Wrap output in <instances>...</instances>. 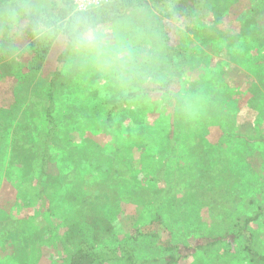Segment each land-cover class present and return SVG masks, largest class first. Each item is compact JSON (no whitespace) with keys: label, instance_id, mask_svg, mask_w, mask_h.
I'll return each mask as SVG.
<instances>
[{"label":"rangeland","instance_id":"1","mask_svg":"<svg viewBox=\"0 0 264 264\" xmlns=\"http://www.w3.org/2000/svg\"><path fill=\"white\" fill-rule=\"evenodd\" d=\"M211 2L215 5L220 26H232L236 34L227 42L209 40L197 32L186 46L190 66H197L196 76L202 82L199 113L194 119L175 121L165 119L155 110L129 107L119 109L113 121L107 123L105 116L97 119L92 114L85 116L82 111V103L90 111L113 102L103 87L70 81L86 94V101L74 99V106L67 100L65 92L63 95L64 85L60 83L58 87L57 114L70 117L69 121L64 120L66 127H62L66 136L67 132L70 133V140L79 145L89 138L103 145L115 142L118 147L130 148L128 161L134 164V169L138 165L144 166V156L152 158L149 176L161 180L158 185L152 180L145 184L144 198L139 196V203H135L122 194L125 186L130 187L128 180L126 184L124 181L118 183V189L114 190V184L98 173V166L84 165L73 189L77 190L76 186L82 184V195L88 193L95 202L94 207L84 203L86 206L82 209L89 210H86L87 216L95 224L94 232L97 231L101 247L117 248L128 241L134 229L150 226L157 212L155 199L148 194L152 186L161 190L160 199L165 197L168 189L174 188L175 194L166 199L174 200L173 207L182 213L188 210V215L173 214L171 231L176 242L191 247L205 243L204 239L226 234L227 225L219 227L214 223L216 214L233 207L244 213L261 199L257 184L264 182V0ZM216 49H222L224 55H218ZM29 73L28 67L16 74L7 69L0 72L1 113L16 110L19 106L21 109L28 102L35 84H41L43 90L49 88L52 79H49L46 68L36 78L28 77ZM192 125L194 128L190 127ZM5 128L8 127L2 126L3 131ZM201 139L204 140L202 145L197 141ZM7 142L11 143L10 139L0 137V151ZM7 150L9 152V148ZM57 154L48 168L49 175L42 176V184L50 194L49 210L33 197L40 178L39 170L36 168L33 174L26 176L19 167L6 175L9 171L8 155H0V164L4 166L0 170V264H69L76 247L67 238L69 228L65 218L74 211L76 213V206L65 201L63 193L59 195V201L55 198L53 194L57 188L53 179L58 176L65 179L74 168L62 161L60 152ZM224 155L229 166L224 161L225 171L216 173L212 185L207 183L219 186L214 187V191H222L220 195L213 193L208 199L211 206H202L201 196L197 193L190 201H185L184 197L195 191L186 182L204 179L206 169L215 166V163L207 165V162ZM28 180L32 181V186L25 194L21 185ZM101 180L104 181L99 185ZM206 196L210 198L209 193ZM230 198H235L233 207ZM87 220L86 216L82 217L83 224H87ZM86 235L90 242L97 243L92 233ZM165 255V250L152 244L149 247L143 244L138 251L139 260H152L153 264H162L159 260ZM238 255L236 264H249L242 253ZM196 262L197 259L190 258L180 264Z\"/></svg>","mask_w":264,"mask_h":264},{"label":"clouds","instance_id":"2","mask_svg":"<svg viewBox=\"0 0 264 264\" xmlns=\"http://www.w3.org/2000/svg\"><path fill=\"white\" fill-rule=\"evenodd\" d=\"M214 9L211 0H0V72L39 63L49 79L103 87L117 110L190 121L202 82L177 53L197 32L232 40Z\"/></svg>","mask_w":264,"mask_h":264},{"label":"trees","instance_id":"3","mask_svg":"<svg viewBox=\"0 0 264 264\" xmlns=\"http://www.w3.org/2000/svg\"><path fill=\"white\" fill-rule=\"evenodd\" d=\"M177 56L190 66V55L186 47L181 49ZM28 69L30 73L27 76L30 78H36L42 70L39 63L28 67ZM208 73L210 74V72ZM60 83L64 85L65 91H63V95L65 92L67 100L72 102L73 106L74 99L77 102L79 100L82 102L86 101V94L83 90L69 80L53 78L50 81L49 88L46 90H43L41 84L40 86L38 83L35 84L30 90L28 102L21 109L19 106L18 108L16 107V110L7 111L6 113L0 112V130H2V126L8 127L5 128V131H0V137L7 140L10 139L11 142H7L3 150L0 151V155H8L6 159L8 158L7 168H9V171L6 172V175L12 174V169L19 167L26 176L33 174L36 168L39 170L40 178L36 183L33 197L35 196L34 198L47 210L50 209L51 204L49 202L50 194L49 190H46L42 184V176L49 175L47 173L48 168L58 157L57 153H61L59 157L64 163L71 164V167L74 168L73 172L65 179L62 176L53 179L57 188L53 194L55 198L59 201V195L63 193L65 201H69L76 206V213L74 211V213L65 218V224L69 228L67 238L76 247L71 255L69 264H153L152 260L138 259V251L143 244L146 247L152 244L166 251V255L159 260L162 264L185 263L190 258L197 259L196 264H236L239 261L238 254L240 253L243 254V259H246L249 264H264V182L257 184L260 189L261 199L258 203H254L250 210L244 213L236 210L233 207L235 198L233 200L230 198L232 200L230 205L233 208H229L227 212L219 213V215L216 214L214 223L219 227L227 225L224 236L204 239L205 243L194 247L186 243L176 242V236L171 231L170 222H172L171 217L173 214L175 216L188 215V210H183L182 213L181 210L175 209V206L173 207L174 200H167L175 194L174 188L168 189L165 197L160 199L161 190L156 186H152L148 194L155 199L157 212L150 226L134 229L128 241L117 248L111 246L101 247L97 231L94 232L95 224L92 218L87 216L89 213L86 210H89L82 209L86 204L94 207L95 202L90 199L88 193H83L82 195V184L76 186L77 190L73 189L74 182L81 177L80 172L84 169V165L98 166V173H101L102 177L105 176L109 183L114 184V190L118 189V183L124 181L126 184L128 180L130 187L125 186L126 190L122 194L135 203H139V196L144 198L142 194L147 191L144 186L151 183L150 180L154 181L156 185L161 180L160 178H150L149 176L152 158L144 156V166L140 167L138 165V168L134 169V164L132 165L130 160L128 161L130 148L118 147L115 142H112V145L108 143L103 145L95 140H89V138H85L79 145L75 144V140H70L68 138L70 133L65 128L68 134L66 136L62 130V127H66L64 120L69 121L70 117L66 114L59 117L57 114V93L60 89L58 88ZM86 107L88 106L82 103V111L85 112V116L92 114L91 116L97 119L105 116L107 123L113 121L114 114L118 111L114 106V102L101 104L96 107L97 109L90 111ZM190 127L194 128L193 125ZM172 135L174 133L171 134V137ZM197 141L201 143L200 145L204 143L203 139ZM62 143H64V146ZM224 156L217 158V162L214 159L207 162V165L215 163V166L206 169L204 179L196 180L192 183H190L191 180L186 182L195 191L186 195L184 197L185 201H190L194 194L197 193L201 196L202 206H211V202L208 199L212 198L213 193L220 195L222 191H214L213 188H219V186H210V184L214 183L217 177L216 173L221 174V172L225 171L224 161L229 166L228 158ZM147 165L150 166L148 167ZM3 167L1 165L0 170ZM112 169L117 170L118 175ZM122 177H125V179H121ZM182 180L183 178L180 181ZM103 181H99V185ZM31 182V180H28L21 185L25 194L30 191ZM208 182L210 184H207ZM59 184L60 186H58ZM250 188H253V186ZM206 193L210 194V198H207ZM172 208L175 210L172 211ZM83 216L88 218L87 224H83ZM89 232L92 233V237L97 240L95 242L98 244L89 241L86 235H89ZM201 256L206 257V259L204 260Z\"/></svg>","mask_w":264,"mask_h":264}]
</instances>
